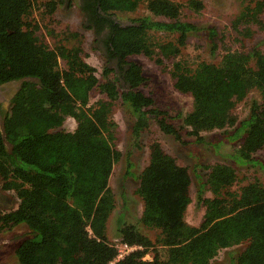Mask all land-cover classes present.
<instances>
[{"label": "trees", "instance_id": "16d2710c", "mask_svg": "<svg viewBox=\"0 0 264 264\" xmlns=\"http://www.w3.org/2000/svg\"><path fill=\"white\" fill-rule=\"evenodd\" d=\"M59 2L44 0L40 8L51 14ZM140 3L148 14L123 25L113 22L115 13L132 12ZM33 6V0H0V84L22 79L0 125V188L17 198L13 209L0 213V233L19 224L27 227L28 234L13 250L18 264H107L116 253L105 233L114 207L108 178L121 155L113 145L114 102L119 99L133 118L134 144L150 116L163 134L183 142L168 114L138 90L145 77L130 56L143 55L162 65L178 55L197 27L179 19L181 5L171 0H91L79 6L81 12L89 8V19L97 27L108 29L101 81L82 58L79 32H69L77 42L69 47H49L37 38L40 26L30 17ZM185 6L202 8L199 0H187ZM263 14L264 0L245 5L235 18L242 24L240 34L250 31L252 24L263 27ZM83 25L91 28L86 20ZM149 30L176 37L152 44ZM209 34L213 51L215 33ZM106 61L114 62L117 71ZM169 73L173 88L191 98L190 109L178 116L181 129L199 143L200 132L230 127L227 140L241 137L231 154L233 163L264 168L253 158L264 151V54L256 47L227 49L216 63L200 61L189 67L174 60ZM93 88L104 98L89 103ZM252 89L259 102L252 100L246 116L237 120L232 108ZM66 117L75 122L71 131L60 129ZM206 168L196 195L203 213L193 226L184 219L190 202L187 168L159 142L148 144V160L137 175L134 192L142 202L138 222L157 234L151 240L133 224L118 225L115 241L139 245L141 250L113 264H211L220 249L242 243L232 264H264V185L252 178L232 190L233 167L214 163ZM127 174L128 169L123 175ZM147 252L150 260L143 259Z\"/></svg>", "mask_w": 264, "mask_h": 264}, {"label": "rangeland", "instance_id": "374dc122", "mask_svg": "<svg viewBox=\"0 0 264 264\" xmlns=\"http://www.w3.org/2000/svg\"><path fill=\"white\" fill-rule=\"evenodd\" d=\"M43 1L33 0L34 6L30 12V17L40 26L36 32L37 38L49 47L57 44L69 47L77 43L76 39L69 36V32H79L81 37L78 42L82 50V58L95 68V75L102 81L100 71L105 64V59L102 51L96 46L93 32L83 25L84 17L77 6V1L60 0L51 14H44L43 9L40 8ZM171 1L181 5L179 19L194 24L197 27L196 31L187 36L185 43L179 48L178 55L171 59H164L162 65L156 64L152 58L143 55L130 56V60L140 65L145 77L138 90L152 99L154 107L164 110L168 114L169 122L180 129L183 142L163 134L150 116L148 126L141 133L138 144H134L130 133L133 118L119 99L114 102L111 110V119L116 124L113 145L121 155L112 165L108 178V186L113 193L114 207L106 219L105 233L111 242L117 239L116 229L121 223L133 224L140 233L151 240L157 234L156 230L145 228L138 222L142 202L134 192L137 175L147 163L148 144L151 141L159 142L161 148L174 157L177 164L187 168L190 177V202L186 206L184 219L190 225L197 226L201 221L203 207L197 202L196 195L199 183L205 178L207 166L223 163L233 167L236 181L231 187L232 190H236L239 185L245 184L252 178L258 179L264 185V168L259 165L233 163L231 154L241 137L232 142L227 140L226 135L232 131V128L225 127L200 132L203 139L199 143L195 142L192 136L186 134L185 128L181 129L178 116L190 109L191 98L188 94L179 93L173 88L169 73L171 62L174 60L184 61L189 67H194L200 61L216 63L227 49L246 51L256 47L264 54V14L261 16L263 27L252 24L249 27L250 31L240 34L242 24L235 23V18L251 0H199L202 8L198 11H193L185 6L187 0ZM36 4L38 6H35ZM146 14L148 12L144 3H140L134 11L115 13L114 18L121 23H128L129 20ZM211 30L215 33L213 43L216 47L213 51L211 49L212 42L209 39ZM175 37V33L149 30V39L152 44L173 41ZM62 65L63 63L59 60V66L62 67ZM107 65L113 67V63H107ZM112 75L110 73L108 77L111 78ZM21 81L14 80L0 85V101L2 103L0 125L3 115L8 110L10 98ZM118 86L120 89L123 88L122 85ZM99 98H104V95L97 88H93L89 93V103ZM252 100L259 102V94L254 89L248 91L243 99L234 104L232 114L237 120L246 116ZM74 126V120L66 117L60 129L71 131ZM253 158L264 165V151H257L253 154ZM126 169H128V174L124 176ZM203 194L208 195L206 191ZM16 203L17 198L12 191L0 188V213L13 209ZM27 234L28 229L22 224L0 233V264H18L13 250ZM243 245L242 243L220 249L211 260V264H232L233 257L242 249ZM147 254L149 255L148 252Z\"/></svg>", "mask_w": 264, "mask_h": 264}, {"label": "flooded vegetation", "instance_id": "af4514ba", "mask_svg": "<svg viewBox=\"0 0 264 264\" xmlns=\"http://www.w3.org/2000/svg\"><path fill=\"white\" fill-rule=\"evenodd\" d=\"M77 1V6H78V8H79V6H80V8L81 7H84V5H86V4H88V2L90 1L91 2V0H76ZM85 10H83L82 12H83V17H84V20H86V21H88V23L91 25V28H90V30L93 32V34H94V36H95V42H96V46L102 51V54H103V57L106 55V49H105V45H104V40H105V37H106V34H107V31H108V29L106 28V27H103V28H99V27H97V23L93 20V19H89V17H90V11H89V8H84ZM86 9H88V10H86ZM80 10V9H79ZM112 18H113V16H112ZM113 22L114 23H116V22H118L119 24H121V25H123L124 23H121V22H119V21H117L115 18H114V20H113ZM114 61V60H113ZM112 61H106V63H108V64H110ZM113 63V67H114V70L115 71H117L116 69H115V64H114V62H112ZM3 84H5V83H3ZM0 85H2V84H0ZM19 87V86H18ZM17 87V88H18ZM17 88H16V90H17ZM15 90V91H16ZM14 91V92H15ZM13 92V93H14ZM5 99V97L3 98V100ZM1 101H0V107H1Z\"/></svg>", "mask_w": 264, "mask_h": 264}, {"label": "built area", "instance_id": "2783aa9c", "mask_svg": "<svg viewBox=\"0 0 264 264\" xmlns=\"http://www.w3.org/2000/svg\"><path fill=\"white\" fill-rule=\"evenodd\" d=\"M112 245L115 248L116 253L114 258L111 261H109L107 264H113L115 261L123 258L124 256H127L129 253L135 250H141V246L139 245L127 244L125 242H120V241H114ZM143 259L150 260L151 257L148 254H145L143 256Z\"/></svg>", "mask_w": 264, "mask_h": 264}, {"label": "water", "instance_id": "95a60500", "mask_svg": "<svg viewBox=\"0 0 264 264\" xmlns=\"http://www.w3.org/2000/svg\"><path fill=\"white\" fill-rule=\"evenodd\" d=\"M20 81L22 80V79H19ZM7 83V82H6Z\"/></svg>", "mask_w": 264, "mask_h": 264}]
</instances>
